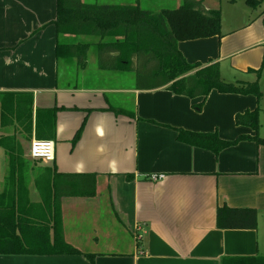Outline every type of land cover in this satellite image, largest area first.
I'll return each mask as SVG.
<instances>
[{"label":"crops","instance_id":"crops-1","mask_svg":"<svg viewBox=\"0 0 264 264\" xmlns=\"http://www.w3.org/2000/svg\"><path fill=\"white\" fill-rule=\"evenodd\" d=\"M214 1L201 0L206 10H216ZM55 13L56 0H0V139H18L26 157L53 115L52 162L27 157L29 202L41 200L34 180L43 170L93 175L95 190L60 199L64 241L79 254H0V264H228L264 256V146L244 140L215 154L180 141L177 131L252 137L234 119L257 107L264 138V13L225 33L220 16V35L176 44L189 65L218 64L225 82L257 81L259 102L215 90L206 98L137 90L133 72L97 67V37L57 34ZM75 44H89L82 67L58 54ZM26 98L25 115L17 114ZM5 169L0 147L1 201L12 199ZM43 191L52 201L51 187ZM220 207L254 209L256 228L218 229Z\"/></svg>","mask_w":264,"mask_h":264},{"label":"trees","instance_id":"trees-1","mask_svg":"<svg viewBox=\"0 0 264 264\" xmlns=\"http://www.w3.org/2000/svg\"><path fill=\"white\" fill-rule=\"evenodd\" d=\"M180 1L182 4L175 9L152 12L143 10L138 4L106 5L84 3L82 0H56L53 25L60 35L97 37V67L105 71L133 72L137 90L164 88L172 94L188 98H206L211 90H215L221 94L251 95L259 102L261 91L257 81L225 82L220 78L218 64L201 67L189 65L182 58L176 48L179 41L220 35V12L218 9L206 10L201 0ZM244 2L249 7L259 3L258 0ZM88 48L89 44L63 45L58 54L64 53L74 58L82 67ZM26 100L27 104L21 102L22 109L16 111L17 114L25 115V105L30 106V98ZM258 115L257 107L235 115V124L250 128L254 132L252 137L241 136L229 142L219 139L215 133H193L179 129L178 139L215 154L244 140L264 146V138L257 135L260 127ZM47 123L44 130L36 132L38 140L53 137V115L47 118ZM22 124L23 121L18 119L16 127L20 128L19 133H22ZM0 147L4 151L6 166L3 187L12 198L9 201L0 200V254H79L64 241L59 203L64 197L92 196L95 177L43 170L34 180L41 200L33 204L28 200L24 170L29 161L23 155L19 140L3 137ZM50 187L53 199L45 201L43 190ZM256 223L257 213L254 209L220 207L216 211V227L221 230H254ZM226 263L264 264V256Z\"/></svg>","mask_w":264,"mask_h":264},{"label":"rangeland","instance_id":"rangeland-1","mask_svg":"<svg viewBox=\"0 0 264 264\" xmlns=\"http://www.w3.org/2000/svg\"><path fill=\"white\" fill-rule=\"evenodd\" d=\"M89 4H138L143 10L158 12L161 9H175L180 6V0H82ZM217 3L216 9L220 10L222 21L221 32L225 33L240 24H244L254 14L264 11V0H258L259 3L255 7L249 8L243 2L244 0H215ZM214 1V3H215ZM214 3H210L214 5ZM216 4V3H215ZM253 14V15H252ZM97 40V39H96ZM93 40L92 42H95ZM133 77L134 74H131ZM127 77L130 74L127 73ZM135 83V78L133 79ZM25 149H23L24 151ZM25 159H28L27 156Z\"/></svg>","mask_w":264,"mask_h":264},{"label":"built area","instance_id":"built-area-1","mask_svg":"<svg viewBox=\"0 0 264 264\" xmlns=\"http://www.w3.org/2000/svg\"><path fill=\"white\" fill-rule=\"evenodd\" d=\"M54 155V144L48 140H36L33 139L29 142L27 157L33 161H41L43 163H50L53 160ZM161 177L152 176L151 181H157ZM141 235H136V240L139 241ZM140 254L143 255V251L140 250Z\"/></svg>","mask_w":264,"mask_h":264}]
</instances>
